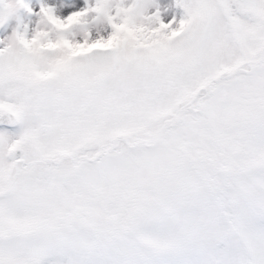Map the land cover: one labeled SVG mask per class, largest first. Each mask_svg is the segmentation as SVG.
<instances>
[{"label": "snow or ice", "instance_id": "snow-or-ice-1", "mask_svg": "<svg viewBox=\"0 0 264 264\" xmlns=\"http://www.w3.org/2000/svg\"><path fill=\"white\" fill-rule=\"evenodd\" d=\"M0 264H264V0H0Z\"/></svg>", "mask_w": 264, "mask_h": 264}]
</instances>
